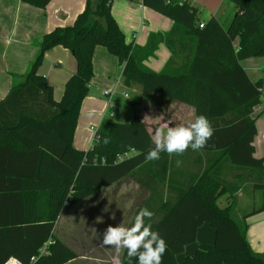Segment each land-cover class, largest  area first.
Returning a JSON list of instances; mask_svg holds the SVG:
<instances>
[{"label":"trees","instance_id":"trees-1","mask_svg":"<svg viewBox=\"0 0 264 264\" xmlns=\"http://www.w3.org/2000/svg\"><path fill=\"white\" fill-rule=\"evenodd\" d=\"M20 1L40 9L50 2ZM112 1L85 0L72 24L55 26L33 41L37 53L24 74H10V89L0 100V142H6L1 135H9L6 146L12 148L14 157L31 162L22 171L0 170V174L11 185L19 179L28 187L37 184L45 192L46 207L44 222L38 225L42 236L37 239L31 232L23 249L0 252V264L11 255L28 263L47 240V253L32 264H64L76 257L51 233L65 200L76 202L151 162L145 157L154 147L153 138L136 113L127 121L102 119L88 149L73 146L79 110L93 76L96 45L106 47L118 59L124 82L137 84L142 98L185 103L193 107L194 117L206 116L214 129L201 150L218 154L211 161L217 166L204 167L190 183L179 185L171 198L159 195L157 211L146 221L168 246L162 264H264V252L254 253L249 247L245 222L247 216L264 210V158L254 156L256 126L250 118L260 101L263 82L251 81L241 65L244 59L264 56V0H228L235 12L227 28L214 17L202 21L189 0H140L143 6L172 20L168 31L150 33L144 45L126 41L111 14ZM236 38L237 47L233 44ZM159 44L169 49L170 57L160 71H154L144 61L155 55ZM56 47L70 51L76 64L59 100L39 73L45 54ZM130 148L136 153L117 160L118 154ZM164 155L161 153L158 161H164ZM224 163L256 175L253 189L260 191L259 205L241 218L234 210L240 185L225 179ZM222 195H227V201L219 206ZM204 222L214 229L213 242L200 244L176 261L175 255L195 241L197 228ZM121 264H136L135 258L129 260L125 251Z\"/></svg>","mask_w":264,"mask_h":264},{"label":"crops","instance_id":"crops-1","mask_svg":"<svg viewBox=\"0 0 264 264\" xmlns=\"http://www.w3.org/2000/svg\"><path fill=\"white\" fill-rule=\"evenodd\" d=\"M189 1L197 7L198 16L202 21L214 17L224 28L230 24L235 12L233 3L228 0ZM84 5L85 0H50L45 8L40 9L20 0H0L2 18L0 20V35L5 37V31L2 28L5 25L13 22L18 26L21 23L26 30L21 35L23 41H27L28 45V49L22 48L19 55L13 56V61L5 66L6 70H1L3 75L0 77V100L6 96L10 89L12 83L10 74H22L20 72L27 69L29 63L35 58L37 48L33 42L30 45V41L39 38L55 26L72 24ZM110 11L124 32L126 41H131L134 45H144L150 33L168 31L172 25V20L143 6L140 0H113ZM5 44L10 45L11 43L6 40ZM233 44L237 47L239 39L236 38ZM53 49L49 50L45 56ZM169 57V49L164 44H159L155 55L146 59L144 64L154 71H160ZM241 65L251 81L261 79L264 86V56L244 59L241 61ZM75 67L74 61L64 79H68L75 71ZM43 72L39 69L40 74ZM46 79L49 83L47 77ZM66 80L64 81L66 82ZM51 86L53 87V97L59 100L63 93L61 92L62 84L58 83L57 92L55 85ZM131 86L137 93L133 109L144 121L153 139L156 128L167 130L168 126L187 125L194 122L193 107L176 100L169 102L167 98H161L157 102L148 101L140 96V87L137 84L133 83ZM114 102L117 107L113 118L119 109L117 101L114 100ZM104 107L100 112H97L96 116H93L97 119L96 125L93 127L99 124ZM89 114L91 113L89 112ZM132 115L129 114L128 117L124 114L122 119H130ZM250 118L254 120L256 126V133L252 139L254 156L264 158V137H262L264 134V109L253 108ZM153 119L161 120L154 123ZM148 121L151 123L149 124ZM162 125L165 127H161ZM91 131L93 132L92 139L86 147L79 148L76 144L80 136L77 120L72 139L73 146L80 150L88 149L92 145L95 130L91 129ZM3 135L1 138H6V142H0V170L22 171L27 169L31 160L14 157L12 148L6 146V143L9 142V135ZM217 155L215 152L192 151L190 148L181 155L165 153L164 161H149L150 163L137 168L118 181L99 188L85 198L63 206L57 219L53 222L51 233L53 238L59 239L76 253V257L64 264H121L125 250L117 251L114 247L104 246L101 243L100 237L106 227L117 224L128 226L134 212L141 207L147 208L152 213L156 212L159 195L164 199L171 198L176 189L181 188L179 185L190 183L204 167L217 166L214 164L215 162H211ZM177 160L181 161L179 166H177ZM222 169L227 181L234 185H240L239 190L235 193L236 206L234 210L236 217L241 218L244 212L259 205L260 191L253 189V178L256 175L250 173L247 168H236L227 163L223 164ZM2 179L5 177L0 174V252L5 253L9 250L23 249L24 239L31 232H33L31 235L35 234L37 239L42 236V227L40 226V231H38V225L44 222L46 198L44 190L39 189L37 184L28 187L19 179L11 185ZM245 222L247 224L246 239L253 247L257 240L264 237V210L247 216ZM209 226L207 222L198 226L195 241L186 244L184 250L175 255L176 261L193 253L200 244L213 242L211 231L213 228Z\"/></svg>","mask_w":264,"mask_h":264},{"label":"rangeland","instance_id":"rangeland-1","mask_svg":"<svg viewBox=\"0 0 264 264\" xmlns=\"http://www.w3.org/2000/svg\"><path fill=\"white\" fill-rule=\"evenodd\" d=\"M1 19L2 18L0 15V20ZM5 23H7V21H5ZM2 28L5 31V37L0 35V77L3 75L1 70H6L5 66L13 61V56L19 55V52L22 48L25 50L28 49L27 41L24 42L21 35L22 33L26 32L24 26L21 23L17 26L12 22ZM12 35L14 36L12 37ZM6 40H8L11 44H5ZM34 40L35 39H32L29 44L31 45ZM74 61V57L67 49L56 47L45 56L39 69L44 71L42 74L48 78L53 86L55 85L56 92L58 83L62 84L61 92H63V84H65L64 80H66L64 78L69 71L70 66L73 65ZM92 67L93 76L88 88V93L79 110L78 132L80 136L76 142L79 148L86 147L88 142L92 139L93 132L91 131L90 127L95 126L97 122L96 117L93 116H96L97 112H100L103 109L106 100L103 92L112 90L118 78L119 81L113 100L117 101L119 104V109L113 120L127 121L128 119H122L124 117L123 115L126 114V116H128L129 114L132 115L135 113L133 109V100H135L137 93L134 91V88L131 86V84L128 85L124 82L121 75L122 64L118 61V59L112 55L106 47L102 45H96L92 53ZM25 72L26 69H23V71L20 73L24 74ZM59 86L61 88V85ZM123 92H126L128 97L123 98ZM98 103L99 106H97ZM89 112L91 114H89ZM160 120L161 119H153V122L156 123ZM148 122L149 124L151 123L150 121ZM161 127L165 126L162 125ZM226 197L227 195H224L218 200L219 206L225 205V201H227ZM211 231L213 240L214 231L213 229ZM249 247L254 253H263L264 237L257 240V243H255L253 247L249 244Z\"/></svg>","mask_w":264,"mask_h":264},{"label":"clouds","instance_id":"clouds-1","mask_svg":"<svg viewBox=\"0 0 264 264\" xmlns=\"http://www.w3.org/2000/svg\"><path fill=\"white\" fill-rule=\"evenodd\" d=\"M214 129L208 118L204 115L195 117L194 122L187 125L168 126L154 129V147L148 151L147 161L158 160L161 153L168 155H181L189 148L192 151L203 149L211 138ZM109 141L103 140L104 144ZM177 166L181 161H176ZM153 213L141 207L134 215L128 226L117 224L109 225L101 234V243L104 246L114 247L117 251L125 250L131 260L135 258L136 264H162V257L167 244L159 232L153 230L150 221ZM35 259V258H33ZM12 264H19L14 257L10 258Z\"/></svg>","mask_w":264,"mask_h":264},{"label":"built area","instance_id":"built-area-1","mask_svg":"<svg viewBox=\"0 0 264 264\" xmlns=\"http://www.w3.org/2000/svg\"><path fill=\"white\" fill-rule=\"evenodd\" d=\"M199 27H203V23L200 22L199 23ZM118 81L119 78L116 80V84L114 86V88L112 90H108V91H104L103 95L106 97V101H105V107H104V111L102 113L100 122L102 119L104 118H113L114 116V111L116 110V103L113 100V96L115 95V90L116 87L118 85ZM124 98L128 97L127 93H123ZM257 108L259 110H263L264 109V86L260 89V101L259 103L254 107ZM99 122V123H100ZM99 124L96 127H91V129H94L96 131V129L98 128ZM262 137H264V134L262 135ZM136 151L133 148H130L127 151H124L120 154L117 155V160H122L125 159L127 157H130L131 155L135 154ZM70 203V198L66 199L64 202V206L69 205ZM49 244V240L45 241L42 243V245L39 247L37 253L33 256L30 257L29 262L28 263H24L22 262L20 259H18L17 257L14 256H10L8 258H6L2 264H12V261L10 260V258L14 257L17 261H19V264H32L33 262H35L41 255L46 254L48 251V246ZM35 258V259H33Z\"/></svg>","mask_w":264,"mask_h":264}]
</instances>
